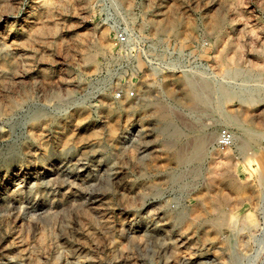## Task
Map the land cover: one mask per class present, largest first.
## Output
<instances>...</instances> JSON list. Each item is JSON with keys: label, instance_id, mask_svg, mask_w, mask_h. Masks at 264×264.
<instances>
[{"label": "rangeland", "instance_id": "obj_1", "mask_svg": "<svg viewBox=\"0 0 264 264\" xmlns=\"http://www.w3.org/2000/svg\"><path fill=\"white\" fill-rule=\"evenodd\" d=\"M0 264H264V0H0Z\"/></svg>", "mask_w": 264, "mask_h": 264}, {"label": "built area", "instance_id": "obj_2", "mask_svg": "<svg viewBox=\"0 0 264 264\" xmlns=\"http://www.w3.org/2000/svg\"><path fill=\"white\" fill-rule=\"evenodd\" d=\"M128 42H129V38L125 30L118 29L113 31L112 46L115 49L125 48ZM125 95L127 97H132L133 91L132 90L126 91ZM119 96H120L119 93H115V97H119ZM232 143H233V136L231 132L223 130L216 135L215 145L218 149H224L226 147H230ZM258 230H261V226H259Z\"/></svg>", "mask_w": 264, "mask_h": 264}, {"label": "bare ground", "instance_id": "obj_3", "mask_svg": "<svg viewBox=\"0 0 264 264\" xmlns=\"http://www.w3.org/2000/svg\"><path fill=\"white\" fill-rule=\"evenodd\" d=\"M191 88H192V91H194V87H193V85H191ZM164 115H167V114H164ZM232 145H233V143H232ZM199 148V147H198ZM198 148H196V147H194L193 148V150L191 151V154L190 155H187V156H181V155H178L177 156V160L179 161V162H182V161H184V162H187V161H189L191 158H193L194 156H196L198 153H199V151H198ZM226 148H229V147H226ZM225 148V149H226ZM97 158V157H96ZM98 166V165H97ZM105 167V166H104ZM89 170V169H88ZM117 177V176H116ZM115 178V177H114ZM79 188V187H78ZM157 235V234H156Z\"/></svg>", "mask_w": 264, "mask_h": 264}]
</instances>
